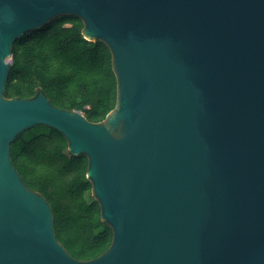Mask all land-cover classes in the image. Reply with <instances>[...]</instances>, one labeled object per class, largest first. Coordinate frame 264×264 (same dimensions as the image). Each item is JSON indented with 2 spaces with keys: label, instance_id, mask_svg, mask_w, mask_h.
Listing matches in <instances>:
<instances>
[{
  "label": "water",
  "instance_id": "95a60500",
  "mask_svg": "<svg viewBox=\"0 0 264 264\" xmlns=\"http://www.w3.org/2000/svg\"><path fill=\"white\" fill-rule=\"evenodd\" d=\"M65 15L113 55L101 123L4 96L15 41ZM39 125L88 158L113 230L97 259L65 250L13 165ZM0 264H264V0H0Z\"/></svg>",
  "mask_w": 264,
  "mask_h": 264
},
{
  "label": "trees",
  "instance_id": "16d2710c",
  "mask_svg": "<svg viewBox=\"0 0 264 264\" xmlns=\"http://www.w3.org/2000/svg\"><path fill=\"white\" fill-rule=\"evenodd\" d=\"M77 16L52 19L15 41L6 99H35L43 93L62 110L101 123L116 108L118 81L104 42L89 41ZM11 159L27 188L43 196L54 216L56 238L77 261H91L113 243V230L88 179L86 155L69 152L66 137L47 126L26 130L11 143Z\"/></svg>",
  "mask_w": 264,
  "mask_h": 264
}]
</instances>
